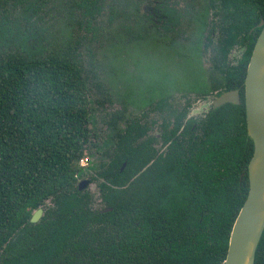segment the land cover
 <instances>
[{
	"label": "trees",
	"instance_id": "16d2710c",
	"mask_svg": "<svg viewBox=\"0 0 264 264\" xmlns=\"http://www.w3.org/2000/svg\"><path fill=\"white\" fill-rule=\"evenodd\" d=\"M221 1L226 24L212 68L218 78L195 89L200 98L239 89L241 104L211 106L192 123L201 135L192 134L189 153L164 162L152 155L154 138L139 142L147 130L139 116L116 113L108 123L113 148L103 151L80 61L47 49L34 24L13 36L0 24V264H223L249 189L244 79L264 0ZM152 9L159 18L143 11L144 23L158 28L162 21L166 32L183 15L167 1ZM200 14L203 23L207 7ZM236 44L243 53L232 66ZM86 155L103 159L81 167ZM89 171L102 180L100 198L111 210H94L90 195L78 191L79 177L94 178ZM40 207L42 217L31 223ZM254 264H264V232Z\"/></svg>",
	"mask_w": 264,
	"mask_h": 264
},
{
	"label": "rangeland",
	"instance_id": "374dc122",
	"mask_svg": "<svg viewBox=\"0 0 264 264\" xmlns=\"http://www.w3.org/2000/svg\"><path fill=\"white\" fill-rule=\"evenodd\" d=\"M175 1L179 2L174 5L177 9L191 10L181 16L172 32L144 23L143 11L162 0H0V24L7 26L12 36L34 24L45 36L47 49H60L80 61L94 126L102 132L98 140L104 141L103 151H108L113 148L108 123L116 113L128 120L144 115L157 119L156 113L148 111L149 106L170 95L180 103L195 101L192 118L203 116L211 106L214 96L201 99L195 89L202 83L209 88L212 77L218 78L212 70L215 54L211 53L210 62L209 49L204 47L207 28L200 14L203 6L199 1L192 16V0ZM242 53L243 48L235 46L228 62L237 64ZM118 125L123 128V121ZM86 156L90 165L103 159ZM87 178L83 174L78 182ZM85 191L93 209L104 206L98 182Z\"/></svg>",
	"mask_w": 264,
	"mask_h": 264
},
{
	"label": "water",
	"instance_id": "95a60500",
	"mask_svg": "<svg viewBox=\"0 0 264 264\" xmlns=\"http://www.w3.org/2000/svg\"><path fill=\"white\" fill-rule=\"evenodd\" d=\"M258 27L261 32L253 46L244 79L246 130L253 142V154L247 166L249 189L234 220L223 264H254L264 232V20ZM227 103L241 104L239 89L223 91L212 101L215 109ZM88 184L89 180H83L78 189L82 191ZM42 215L40 207L32 213L30 222H38Z\"/></svg>",
	"mask_w": 264,
	"mask_h": 264
},
{
	"label": "flooded vegetation",
	"instance_id": "af4514ba",
	"mask_svg": "<svg viewBox=\"0 0 264 264\" xmlns=\"http://www.w3.org/2000/svg\"><path fill=\"white\" fill-rule=\"evenodd\" d=\"M166 1H167V4H171V5H176L179 3V2L177 3L175 0H172V1L162 0V3L166 2ZM199 1H201L202 6H205V8L207 7V14L203 18V25L206 26V28H207V36L205 37L206 42H204V47H205V49H207V48L209 49V53L207 55L209 58L208 60L210 61V57H212L211 53H214V51L217 49V47L219 45L220 40H217V39L220 36H222L221 29L226 24L224 21V17H223L224 12H223V10L221 11V7L219 5L222 1L221 0H192V16H194L196 13L195 5H197ZM209 3L214 4L217 7V9L211 8ZM188 8H190V7H188ZM188 8L187 7L183 8V9L181 8V9H178V11L182 14H185L184 10L188 9ZM144 9H146V8H144ZM146 12H149L146 14L151 13V15L154 17L152 19L153 21H155V18H159L157 15H155L153 13L152 8L149 10H146ZM261 20H264V19H261ZM158 24H159V26H161L162 21H158ZM258 25H257V27H258ZM177 26H175L174 29ZM258 28H260V27H258ZM254 29L255 28H252L250 30V32L252 33L254 31ZM260 32H261V30H260ZM207 38H209V40ZM235 46L239 47L238 44H236ZM235 46L233 48H235ZM228 63H229V65H232V66L237 65V64H232L231 62H228V60H227V64ZM167 90H168V88H167ZM210 95H213V94H210ZM163 97H165V99L167 101L163 108H160L157 111L154 109L148 110L149 112L156 113L157 119H154V118L150 119L146 115L139 116L140 118H142L141 122L143 123V125L147 126L146 134H144L143 137L140 138L139 142L146 141L150 137L154 138V140L149 142L148 144H150L152 146V149H153L152 155L154 156V158L161 157L162 162H164L165 160H169L170 158L174 159L176 157V155L182 151L187 152V154L189 153V149L192 148V134L194 136L193 139L196 138V135L197 136L201 135L200 133L196 132V129H195L197 127L196 126L197 122L195 124H193V126H192V123H194V121H199V120L203 119L207 115V113H209L211 106L213 107V105L211 103L209 110L206 111L205 114H203V116H201L199 118H192L190 111H191V108H192L195 101H192V100L190 101L189 99H187L184 101V103H180V101H177V99L174 98V96H172V95L163 96ZM201 99H206V97L205 98L201 97ZM240 99H241V97H240ZM227 104H230V103H227ZM168 107H172V108H168ZM179 114L183 115L181 120H177V115H179ZM132 118H134V117H132ZM151 122H154V123H151ZM125 166H126V163L124 162L120 170L122 171L125 168ZM85 175H87V177H88L87 179H82L79 182H78V180L80 177L77 179V181H76L77 189H78L79 183L83 180H89V184L84 190L80 191L78 189V191L84 192L93 182H98V190H99V195H100L99 184L102 182V180L99 178H95L96 177L95 172L92 176V178L94 177L93 179H90L89 173H86ZM100 202H102L101 198H100ZM91 207H92V204H91ZM103 207L101 209H94V210H101L102 212H106V211H104L106 208H103Z\"/></svg>",
	"mask_w": 264,
	"mask_h": 264
},
{
	"label": "built area",
	"instance_id": "2783aa9c",
	"mask_svg": "<svg viewBox=\"0 0 264 264\" xmlns=\"http://www.w3.org/2000/svg\"><path fill=\"white\" fill-rule=\"evenodd\" d=\"M86 157L81 159V161H80V166L81 167H86L88 165L89 158L87 159Z\"/></svg>",
	"mask_w": 264,
	"mask_h": 264
}]
</instances>
